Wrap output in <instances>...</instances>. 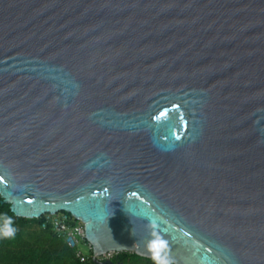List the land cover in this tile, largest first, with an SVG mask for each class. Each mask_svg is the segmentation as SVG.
Segmentation results:
<instances>
[{
    "label": "water",
    "instance_id": "95a60500",
    "mask_svg": "<svg viewBox=\"0 0 264 264\" xmlns=\"http://www.w3.org/2000/svg\"><path fill=\"white\" fill-rule=\"evenodd\" d=\"M0 196L99 264H264V0H0Z\"/></svg>",
    "mask_w": 264,
    "mask_h": 264
},
{
    "label": "trees",
    "instance_id": "16d2710c",
    "mask_svg": "<svg viewBox=\"0 0 264 264\" xmlns=\"http://www.w3.org/2000/svg\"><path fill=\"white\" fill-rule=\"evenodd\" d=\"M0 214L11 216L17 229L14 238L0 240V264H84L52 225L43 227V215L40 218L16 216L10 204L2 202L1 196ZM72 222L80 221L72 217ZM112 261L118 264H153L150 258L131 251L118 253Z\"/></svg>",
    "mask_w": 264,
    "mask_h": 264
},
{
    "label": "built area",
    "instance_id": "2783aa9c",
    "mask_svg": "<svg viewBox=\"0 0 264 264\" xmlns=\"http://www.w3.org/2000/svg\"><path fill=\"white\" fill-rule=\"evenodd\" d=\"M43 227L46 228L52 225L57 234L62 237L66 244L74 249L76 256L84 264H99L93 261V250L90 242L86 239L84 224L80 221L77 223L72 222V217L69 212L60 211L56 214L46 213L43 215ZM89 247L88 253L81 250V245ZM120 253L119 251L109 250L97 258L99 261L113 260L115 256ZM95 258V256H94Z\"/></svg>",
    "mask_w": 264,
    "mask_h": 264
},
{
    "label": "clouds",
    "instance_id": "9594fccd",
    "mask_svg": "<svg viewBox=\"0 0 264 264\" xmlns=\"http://www.w3.org/2000/svg\"><path fill=\"white\" fill-rule=\"evenodd\" d=\"M17 229L11 216L0 214V240H9L15 237ZM150 239L145 242V249L153 264H173L169 252V242L150 232Z\"/></svg>",
    "mask_w": 264,
    "mask_h": 264
},
{
    "label": "rangeland",
    "instance_id": "374dc122",
    "mask_svg": "<svg viewBox=\"0 0 264 264\" xmlns=\"http://www.w3.org/2000/svg\"><path fill=\"white\" fill-rule=\"evenodd\" d=\"M80 247H81V250H82L83 252L88 253V251H89V247H88L87 245H83V244H82Z\"/></svg>",
    "mask_w": 264,
    "mask_h": 264
}]
</instances>
